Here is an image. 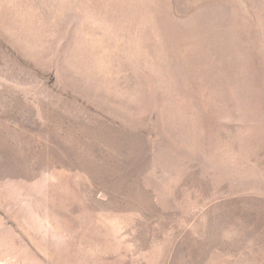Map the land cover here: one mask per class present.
<instances>
[{
	"label": "rangeland",
	"instance_id": "374dc122",
	"mask_svg": "<svg viewBox=\"0 0 264 264\" xmlns=\"http://www.w3.org/2000/svg\"><path fill=\"white\" fill-rule=\"evenodd\" d=\"M0 264H264V0H0Z\"/></svg>",
	"mask_w": 264,
	"mask_h": 264
}]
</instances>
